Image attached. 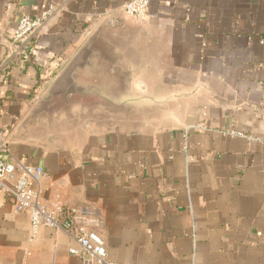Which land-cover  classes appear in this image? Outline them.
Returning <instances> with one entry per match:
<instances>
[{"label":"crops","instance_id":"obj_1","mask_svg":"<svg viewBox=\"0 0 264 264\" xmlns=\"http://www.w3.org/2000/svg\"><path fill=\"white\" fill-rule=\"evenodd\" d=\"M127 1L0 0L8 157L44 168L47 205L100 217L109 264H264V0ZM73 247L0 192V264H97Z\"/></svg>","mask_w":264,"mask_h":264},{"label":"built area","instance_id":"obj_2","mask_svg":"<svg viewBox=\"0 0 264 264\" xmlns=\"http://www.w3.org/2000/svg\"><path fill=\"white\" fill-rule=\"evenodd\" d=\"M151 0H128L124 12L137 19L148 13ZM57 7L50 5L39 16L22 15L11 36L9 46L14 54L23 53V45L36 34L43 24L56 12ZM35 54V48L31 51ZM6 133L0 129V192L13 203L16 212H28L31 218L33 236L43 225L63 229L73 234L78 247L70 249L72 254L85 253L97 264H109L106 242L98 233L101 223L99 216L88 210L46 204L39 190L44 168L32 166L10 157Z\"/></svg>","mask_w":264,"mask_h":264},{"label":"water","instance_id":"obj_3","mask_svg":"<svg viewBox=\"0 0 264 264\" xmlns=\"http://www.w3.org/2000/svg\"><path fill=\"white\" fill-rule=\"evenodd\" d=\"M73 90H70V92H72ZM75 91H77V90H75ZM81 91V90H80ZM65 97H67V94L65 95ZM61 101V100H60ZM60 101H56V103H58V107H60V108H67L68 107V104L65 102V103H63V104H61V102ZM90 107H93V106H90ZM8 144V143H7Z\"/></svg>","mask_w":264,"mask_h":264},{"label":"trees","instance_id":"obj_4","mask_svg":"<svg viewBox=\"0 0 264 264\" xmlns=\"http://www.w3.org/2000/svg\"><path fill=\"white\" fill-rule=\"evenodd\" d=\"M31 48H32V47H31ZM30 54H33V53L30 52ZM22 55H23V53H22Z\"/></svg>","mask_w":264,"mask_h":264},{"label":"rangeland","instance_id":"obj_5","mask_svg":"<svg viewBox=\"0 0 264 264\" xmlns=\"http://www.w3.org/2000/svg\"><path fill=\"white\" fill-rule=\"evenodd\" d=\"M55 102H52V104H54Z\"/></svg>","mask_w":264,"mask_h":264}]
</instances>
